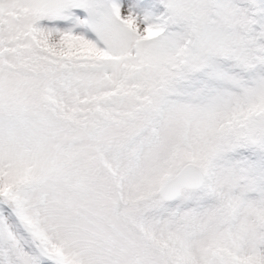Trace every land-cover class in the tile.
Returning a JSON list of instances; mask_svg holds the SVG:
<instances>
[{
    "label": "snow or ice",
    "instance_id": "obj_1",
    "mask_svg": "<svg viewBox=\"0 0 264 264\" xmlns=\"http://www.w3.org/2000/svg\"><path fill=\"white\" fill-rule=\"evenodd\" d=\"M0 264H264V0H0Z\"/></svg>",
    "mask_w": 264,
    "mask_h": 264
}]
</instances>
